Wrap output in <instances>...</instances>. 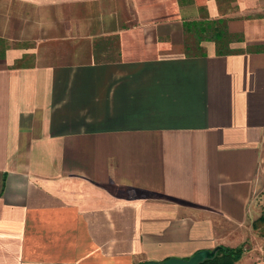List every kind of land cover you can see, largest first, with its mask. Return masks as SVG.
I'll return each mask as SVG.
<instances>
[{"label":"crops","instance_id":"crops-1","mask_svg":"<svg viewBox=\"0 0 264 264\" xmlns=\"http://www.w3.org/2000/svg\"><path fill=\"white\" fill-rule=\"evenodd\" d=\"M257 3L0 0V264H264Z\"/></svg>","mask_w":264,"mask_h":264},{"label":"trees","instance_id":"trees-1","mask_svg":"<svg viewBox=\"0 0 264 264\" xmlns=\"http://www.w3.org/2000/svg\"><path fill=\"white\" fill-rule=\"evenodd\" d=\"M203 27L197 26V22L193 23H187L190 26H187V29H192L194 31V35L196 37H200L201 35L197 33V31H201V29H204L205 31H209V35L205 37H211L216 42V51L221 52L222 51V42L226 34V26L222 18H217L215 20L210 21H204ZM201 24V23H200ZM191 25H195L194 27H191ZM196 28V29H195ZM196 30V31H195ZM224 36V37H223ZM258 222L264 221V215H261L258 217ZM255 224V222H254ZM241 246H225V245H218L215 255L211 259H206L199 264H236V260L238 259L241 251Z\"/></svg>","mask_w":264,"mask_h":264},{"label":"water","instance_id":"water-1","mask_svg":"<svg viewBox=\"0 0 264 264\" xmlns=\"http://www.w3.org/2000/svg\"><path fill=\"white\" fill-rule=\"evenodd\" d=\"M218 245L212 248H200L194 250L188 256H167L162 259H145L137 264H199L200 262L211 259L216 252Z\"/></svg>","mask_w":264,"mask_h":264},{"label":"rangeland","instance_id":"rangeland-1","mask_svg":"<svg viewBox=\"0 0 264 264\" xmlns=\"http://www.w3.org/2000/svg\"><path fill=\"white\" fill-rule=\"evenodd\" d=\"M236 1V0H235ZM261 0H255V2H260ZM220 3L221 8H226V5L229 3V0H218ZM251 3V2H250ZM258 4V3H257ZM250 9V8H247ZM257 225L259 226V230H261L263 233V238H264V221L258 222L257 220L255 221ZM242 247V245H240Z\"/></svg>","mask_w":264,"mask_h":264}]
</instances>
